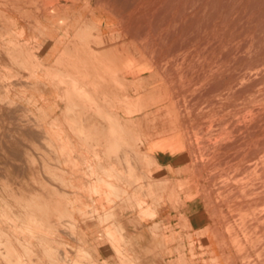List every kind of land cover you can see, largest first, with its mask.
<instances>
[{
    "label": "rangeland",
    "instance_id": "1",
    "mask_svg": "<svg viewBox=\"0 0 264 264\" xmlns=\"http://www.w3.org/2000/svg\"><path fill=\"white\" fill-rule=\"evenodd\" d=\"M46 10L57 18H46ZM32 28L38 30L35 35ZM81 38L84 45L77 43ZM83 51L86 59L79 54ZM125 56L129 62H122ZM263 91L264 0H0V264H43L40 250L49 264H97L83 248H75V257L66 250L57 257L52 224L59 235H76L81 228L91 230L90 222L100 229L113 219L111 226L121 232L117 216L132 204L122 191L90 193L86 187L89 203L82 207L81 192H70L75 187L67 168L74 165L67 160L68 148L58 145L67 131L57 129L61 123L91 149L76 168L89 182L90 176L104 175L103 169L119 172L122 180V171L136 170L146 177L134 172L141 180L134 183L145 178L159 203L173 204L186 188L189 197H199L204 228L190 233L187 242L193 251L194 235L205 236L207 243L192 257L207 255L204 264H264ZM48 108H59L61 115H50ZM120 112L144 117L148 134L139 123L120 121ZM122 123L135 126L134 137L120 131ZM91 131L106 132L121 148L126 143L118 153L134 157L127 161L130 168L136 160L135 170L123 165L127 161L121 155L113 164L109 157L117 152ZM151 136L159 138V146L170 144L172 158L179 159L173 174L180 181L173 187L168 176L158 177L156 192L149 171L156 161L146 145ZM127 148L129 154L123 151ZM106 157L114 167L104 164ZM131 173L125 177L129 182L119 181L127 190L135 186ZM14 228L17 239L8 235L7 241L5 231ZM117 243L121 246L114 251L122 264L124 238Z\"/></svg>",
    "mask_w": 264,
    "mask_h": 264
},
{
    "label": "crops",
    "instance_id": "2",
    "mask_svg": "<svg viewBox=\"0 0 264 264\" xmlns=\"http://www.w3.org/2000/svg\"><path fill=\"white\" fill-rule=\"evenodd\" d=\"M48 111L50 115H61L59 108H48ZM119 115L120 121L134 122L139 123L141 126L143 125L144 117L141 115L136 113L128 115L124 112H120ZM61 124L62 126L57 129L67 131L64 132V136H59L62 142L60 141L58 145L62 147V149L63 147L65 149L68 148V151L66 152H68V154L70 153V157L68 156L67 160L69 162H73L74 166L72 167V165L69 164L67 172L69 171V178L72 179L75 187L74 189H71L70 192H72V190H74V194H79L81 192L82 196L78 204H80L79 207H82L85 202L89 203L88 197L84 195L86 192L85 188L89 185V180L77 171L76 168H79L80 170L79 164L85 158L89 159L87 153L91 149H89V147L86 148L85 145L82 147L79 138L68 131L71 129L68 124ZM86 126L89 128L94 127L92 125ZM140 129L142 131L144 130L142 127ZM90 133L94 135V138H106V132L102 133L100 131H91ZM157 141H159V138H154L153 136L146 140V145L148 146L147 153L154 161H156V163L151 165L150 168L151 176L154 178V186L157 184L156 180L158 177L168 176L167 180L170 182L169 185L174 187L177 181H180V179L176 178V175L173 174L179 166V159L176 160L172 158L174 155V151L172 149L174 148H172L170 144H167L166 142V144L159 146L156 144ZM103 150L102 145L96 149L99 155L104 152ZM77 162L79 163L77 164ZM104 164H106V166L108 165L106 161H104ZM94 181V178H92L90 183ZM189 192L190 190L188 188L179 192L177 197L174 196L176 201L174 200L173 204L170 200L159 203L156 209L157 213L153 216V218H140L137 213L135 214L130 210H125L118 214L116 221L123 229L125 238L129 239V244H123L122 253H124V255L121 258V262L124 260L127 264H180L181 261L178 258L182 255L181 251L183 249V255L185 259H187V264H204L203 261L207 260V255H204V260L202 258L195 259L191 257L189 243L184 240L187 233L195 234V232L203 230L204 226L201 223H203L206 218L205 211L198 207L199 203H196V201L199 200V197H189L187 195ZM49 207V209H53L54 204L51 203V206ZM90 223L91 230L85 231L81 228V232L73 236L65 234L52 235L53 239L51 241L56 242L54 247H57L58 250L57 257L60 256L63 250H66L72 257H75L77 251L75 248H83L85 251L91 253V260L97 264H121L118 261L114 248L110 245L108 240L104 236H102L101 242L97 240V233L101 234V232L96 230L100 229L96 228L97 226L93 222ZM157 223L162 225L169 224L172 227L171 229H167L159 233L152 230L153 225ZM180 224H183L185 227L183 228ZM78 225L80 227L82 223L78 221ZM175 235H180L183 240L179 242V239ZM193 238L194 251L197 254H200V251L203 250L207 243L206 237L203 236L198 238L194 235ZM61 243L65 244L67 249H63ZM181 244H183V248H181ZM69 245L73 246L72 249H70ZM38 254L41 255L43 264H49L47 256L41 250ZM124 262L122 264H126Z\"/></svg>",
    "mask_w": 264,
    "mask_h": 264
},
{
    "label": "bare ground",
    "instance_id": "3",
    "mask_svg": "<svg viewBox=\"0 0 264 264\" xmlns=\"http://www.w3.org/2000/svg\"><path fill=\"white\" fill-rule=\"evenodd\" d=\"M49 1V0H48ZM118 1V0H117ZM164 1V0H163ZM205 1V0H204ZM120 2V1H119ZM192 2V1H191ZM93 3H95V2H93ZM101 3V2H100ZM163 3V2H162ZM179 4H181V3H179ZM13 5V4H12ZM101 5V4H100ZM186 5V4H185ZM197 5V4H196ZM186 8V7H185ZM19 9V8H18ZM15 10H17V9H15ZM14 10V11H15ZM54 9H52V11H53ZM47 11V10H46ZM51 11V10H50ZM113 11V10H112ZM17 12V11H16ZM38 12V11H37ZM43 12V11H42ZM48 12V11H47ZM154 12V11H153ZM19 13V12H18ZM41 15V14H40ZM152 15V14H151ZM42 16H44V15H42ZM41 16V17H42ZM86 16V15H85ZM20 17V16H19ZM36 17V15L34 16V18ZM40 17V18H41ZM52 17V13H50V12H48V15H46V18H48V19H50ZM37 18V17H36ZM55 18H57V17H55ZM55 18L54 19H52L53 21L55 20ZM120 18V17H119ZM122 18V17H121ZM50 19V20H51ZM82 19V18H81ZM23 20V19H22ZM33 20V19H32ZM44 20H46L45 18H44ZM80 20V19H79ZM175 20H176V16H175ZM34 21V20H33ZM81 21V20H80ZM37 22V21H36ZM50 22V21H49ZM38 23H39V19H38ZM42 23V22H41ZM40 23V24H41ZM37 24V23H36ZM35 24V25H36ZM49 24V23H48ZM81 24H83L82 22H81ZM31 25V24H30ZM35 25H33V27L35 26ZM42 25H44V24H42ZM50 25V24H49ZM52 25V24H51ZM86 25V24H85ZM12 27H13V25H12ZM31 27V26H30ZM36 27H40V25H36ZM42 27V26H41ZM40 27V28H41ZM112 27V26H111ZM4 28V27H3ZM33 29V28H32ZM39 29V28H38ZM9 31H10V29H8ZM7 30V31H8ZM34 30V29H33ZM37 30V29H36ZM42 30H43V27H42V29H41V31H38L39 33L40 32H42ZM7 31H5V32H7ZM35 31V30H34ZM34 31H30L31 33L32 32H34ZM37 31H35V33H32V35H35L36 34V32ZM12 34V33H11ZM81 34H82V32H81ZM79 35L80 37L83 35ZM17 35V34H16ZM39 35V34H38ZM99 35V34H98ZM129 36V35H128ZM32 37H34V36H32ZM66 38V37H65ZM68 38V37H67ZM88 39H89V37H88ZM76 40V39H75ZM81 40H82V38H81ZM64 41H65V39H64ZM76 41H78V40H76ZM83 41H84V39L82 40V42L79 40V42H77V43H82L83 44ZM85 42V41H84ZM97 42V41H96ZM147 42H149V40L147 41ZM36 43V42H35ZM87 43V42H86ZM66 44V43H65ZM88 44V43H87ZM75 45V44H74ZM84 45V44H83ZM83 45L81 46L82 48H83ZM86 45V44H85ZM73 46V45H72ZM76 46H77V44H76ZM76 46H73L72 48H74V49H76ZM79 46H80V44H79ZM79 46H78V51L77 52H79L80 50H79ZM86 46H88V45H86ZM65 48V47H64ZM88 48V47H87ZM148 48V47H147ZM92 49V48H91ZM66 50V49H65ZM86 50V49H85ZM99 50V49H98ZM87 51V50H86ZM83 51V54L82 53H79V54H81V58L82 59H86L89 55H88V53L87 52H89L90 53V51ZM75 52H76V50H75ZM81 52H82V50H81ZM94 52V51H93ZM93 52H91V54H93ZM90 54V55H91ZM78 56H80V55H78ZM95 56V55H94ZM93 56V57H94ZM99 56V55H98ZM86 57V58H85ZM96 57V56H95ZM95 57H94V59H95ZM80 58V59H81ZM89 59V58H88ZM92 59V58H91ZM112 59H116V58H112ZM123 60H122V62H124L125 60V62H129L128 60V57H124V58H122ZM118 64V63H117ZM114 67V66H113ZM116 69V68H115ZM126 72V71H125ZM115 73V72H114ZM117 73V72H116ZM259 74H260V72H259ZM251 83V82H250ZM259 92V91H258ZM261 92V91H260ZM264 92V91H263ZM130 93H127L126 95H125V97H130V95H129ZM143 96H145V95H143ZM261 97V96H260ZM147 98V97H146ZM137 99V98H136ZM139 99H141V97L139 98ZM150 99V98H149ZM148 99V100H149ZM152 99V98H151ZM128 100V99H127ZM122 101V100H121ZM124 101V100H123ZM129 101V100H128ZM128 101H126V102H128ZM136 101V100H135ZM151 102H153V100H151ZM130 103H132V102H130ZM149 104H150V101H149ZM236 104V103H235ZM238 104V103H237ZM126 105V104H125ZM132 105V104H131ZM124 106V105H123ZM122 106V108H125V107H123ZM6 107H7V105H6ZM130 105H128V107H127V109H130ZM252 107V106H251ZM250 107V108H251ZM263 107H264V105H263ZM134 108V107H133ZM243 108V107H242ZM246 109V108H245ZM245 109H243V110H245ZM124 110V109H123ZM236 110H238V109H236ZM254 110V109H253ZM264 111V108H262L261 109V111ZM121 111V110H120ZM241 111V110H240ZM256 111V110H255ZM257 111H259V110H257ZM254 112V111H253ZM260 112V111H259ZM236 113V112H235ZM239 113V112H238ZM241 114L243 113V112H240ZM239 113V114H240ZM252 113V112H251ZM250 113V114H251ZM255 113H257V112H255ZM261 113H263V112H261ZM261 113H259V115L261 114ZM237 114V113H236ZM251 115H254V113L253 114H251ZM250 115V116H251ZM256 115V114H255ZM258 115V114H257ZM241 116V115H240ZM258 117V116H257ZM241 118H244V116L243 117H241ZM237 119H240V118H237ZM255 119V118H254ZM145 121V120H144ZM149 122H147V120H146V122L145 123H148V124H150V121L151 120H148ZM234 121V120H233ZM237 121V120H236ZM240 121V120H239ZM152 122V121H151ZM163 123V122H162ZM161 123V124H162ZM121 124V123H120ZM123 124V123H122ZM232 124H233V126H234V123L232 122ZM231 124V125H232ZM144 125H146V126H144ZM239 125V124H238ZM260 125V124H259ZM258 125V126H259ZM119 126V125H118ZM131 126V125H130ZM143 127H144V129H146L145 127H147L148 125L147 124H144V122H143V125H142ZM151 126V128L153 127L152 125H150ZM241 126H243L242 125V123H241ZM262 126V125H261ZM261 126H259V127H261ZM133 127L134 128H129L128 126H125L124 124L123 125H120V127H119V129H120V131H123V132H127V133H129V137H134L132 134L134 133V129L136 130V128H135V126L133 125ZM149 127V126H148ZM162 127V126H161ZM235 127V126H234ZM239 127V126H238ZM255 127V126H254ZM150 128V127H149ZM244 128V127H243ZM257 129V128H256ZM148 129H146V131H147ZM152 130V129H151ZM161 130V129H160ZM160 130H158V131H160ZM162 130H164L163 128H162ZM115 131L116 130H112V131H110V135L111 136H113L114 134H115ZM148 131H150V130H148ZM148 131H147V134H148ZM153 131H154V128H153ZM157 132V131H156ZM164 132V131H163ZM254 132V131H253ZM138 133V132H137ZM131 134V135H130ZM135 134V133H134ZM158 134H161V133H158ZM158 134L156 133L155 135H157L158 136ZM109 134L107 135V139H105L106 140V146H107V142H109V146H107V148L108 149H110V151L112 152L113 151V153H116V155H114V158H116V159H111L112 157H113V155L111 154V153H109L110 155H112V157H109L110 158V160H112V162L113 161H116V163L114 162L113 164H117V161L119 162V160H121L122 158V160L121 161H124L125 159H126V157H123V155H124V153L121 155V153L119 154L118 153V149H122L123 147L125 148V146H127L126 145V143H125V146H123L122 148L121 147H119L118 145L116 146L114 143H113V141L112 140H110V138L111 137H109L110 136ZM137 136H139V135H137ZM175 136V135H174ZM262 136V135H261ZM109 137V138H108ZM253 137V136H252ZM251 137V138H252ZM115 138H117V137H115ZM142 138V137H141ZM258 138V137H257ZM262 138V137H261ZM264 138V137H263ZM254 139H256V138H254ZM252 140V139H251ZM258 140H260V139H258ZM257 140V141H258ZM256 141V140H255ZM264 141V140H263ZM132 142V141H131ZM134 142H136V138H134ZM142 142V141H141ZM250 142V141H249ZM252 142H254V141H252ZM133 143V142H132ZM260 143V142H259ZM252 143H250V145H251ZM133 145L134 146H136V145H138V144H136V143H133ZM143 145H145V144H143ZM142 145V146H143ZM259 145V144H258ZM264 145V144H263ZM134 146H132V148H130V149H134L133 147ZM260 146V145H259ZM131 147V146H130ZM139 147V146H138ZM143 149V148H142ZM128 151V154H129V149L127 148V149H125V150H123L124 152L125 151ZM135 150H137V148L135 147ZM139 150H141V149H139ZM257 150H259V149H257ZM122 151V150H121ZM120 152V151H119ZM137 152H138V150H137ZM146 151L144 150V153H145ZM131 154V153H130ZM141 154V153H140ZM256 154V153H255ZM118 155V157L121 155L122 156V158H121V156H120V159L118 158V157H116ZM126 155H127V152H126ZM125 155V156H126ZM257 155V154H256ZM128 156V155H127ZM129 156H131V155H129ZM140 156H142V157H144V155H140ZM130 158V159H129ZM131 158H134V157H127V159H129V161L131 160ZM145 158H146V156H145ZM258 158V157H257ZM106 159H107V157H106ZM127 159L125 160V161H127ZM142 159H144V158H142ZM147 159V158H146ZM255 159V158H254ZM105 161V160H104ZM129 161H127V162H125V164H123V165H125V167H126V163H128V165H127V167L126 168H128L129 169V171H131L132 170V172H133V167H134V162H136V160L133 162V163H131V164H134V165H132L131 166V164H130V168H132V169H130L129 168ZM146 161V160H145ZM144 161V162H145ZM150 160H148V162H149ZM152 161V160H151ZM150 161V162H151ZM106 162H107V164L108 165H110V166H108V168H110L111 166H113L111 163L112 162H109V160L107 159L106 160ZM109 162V163H108ZM132 162V161H131ZM147 162V161H146ZM154 162V161H153ZM153 162H151L152 164H153ZM123 163V162H122ZM138 163V162H137ZM101 164V163H100ZM102 165H103V162H102ZM136 165H138V164H136ZM104 166V165H103ZM149 167H150V165H148ZM114 167V166H113ZM138 167L140 168V166H137L136 168L138 169ZM260 168V167H259ZM135 170V169H134ZM259 170V169H258ZM103 171H104V175H102L101 177L100 176H98V175H96L95 177H91L90 176V179L91 178H94V182H88L89 183V185L88 186H86L87 187V191L89 192V190H90V193H94V192H99V190H101V189H108V190H110V191H112V192H118V191H122L123 192V195H125V197L127 196L128 198H129V200H131L132 201V204H129V206L131 205V208L129 209L130 211H132V212H135V213H137L139 216H140V213L141 214H143V213H145V214H147V213H149V214H151V215H156V213H157V205L159 204V202H160V200L158 199V198H156V197H158V195L157 196H155V195H153V193H150L149 192V184L147 185L146 183L147 182H145V184L143 183L144 181H146L145 180V178H143L142 179V183L140 184V183H134L135 181H136V179L138 180V178H139V180H140V177H146V176H144V173H140L141 171H139V173L138 172H136V170L134 171V172H136L137 174H138V176L139 175H142V176H140V177H138L137 176V174L135 175V174H133V173H131V172H129V173H127L126 171H128L127 169H126V171H122L124 174H122L123 175V177L125 176L126 178H127V174H129L130 175V173L131 174H133V176H132V179H133V183H134V187H133V183L131 184V182L130 183H128L127 184V186H129V184H131L132 186H130V188L132 189H129V190H131V191H129V190H127V188L125 187V186H123V185H121L120 183L121 182H119L120 180L121 181H128L127 179H130L131 177V175L129 176L128 175V177L129 178H125L124 177V179L125 180H122V179H120L121 178V176H117L118 174H119V172L116 174L115 173V175H112L111 173H109V171H107V170H104L103 169ZM119 171H121V170H119ZM150 171V170H149ZM125 172L127 173V174H125ZM143 172H147V171H143ZM121 173V172H120ZM150 172H148V174H149ZM262 174H264L263 172H262ZM121 175V174H120ZM136 176V178L134 179V177ZM110 176V177H109ZM150 176V175H149ZM138 177V178H137ZM262 177V176H261ZM131 179V180H132ZM254 180V179H253ZM141 181V180H140ZM150 181V180H149ZM154 180L152 179V181H150L151 183L153 182ZM129 182V181H128ZM137 182V181H136ZM126 184V183H125ZM167 184V183H166ZM152 185V184H151ZM150 185V186H151ZM152 187H154V185H152ZM156 187V186H155ZM154 187V190L156 189ZM158 187V186H157ZM141 188H144V190L143 191H140V189ZM153 190V189H152ZM155 192H156V190H155ZM154 192V193H155ZM261 193H263V192H261ZM86 195H88V196H90L88 193L86 194ZM97 195V194H96ZM126 197V198H127ZM91 198H93V196H91ZM127 200V199H126ZM129 200H127L128 202H129ZM121 201V200H120ZM122 201H124L123 199H122ZM130 201V202H131ZM118 202V201H117ZM116 203V202H115ZM125 202H123L122 204H124ZM118 204V203H117ZM116 205V204H115ZM125 205V204H124ZM106 212V211H105ZM112 212V211H111ZM111 212H109L110 214H111ZM107 214V215H109L110 216V214ZM104 215V214H103ZM153 215V216H154ZM145 216V215H144ZM105 217V216H104ZM112 218V217H111ZM149 218H153V217H149ZM1 219H4L3 218V216H1L0 215V220ZM95 220H97V219H95ZM100 220H102L103 221V219H100ZM108 221H110V220H108ZM107 221V222H108ZM112 221H113V219H112ZM112 221L111 222H108V223H111V225H113V224H115V223H113L112 224ZM171 223V222H170ZM85 224H86V222H85ZM90 224V223H89ZM100 224V223H99ZM59 225V224H58ZM83 225H84V223H83ZM111 225H107V223L105 224V222H104V224L102 225V227L100 228V232H101V234L100 233H97V240L99 241V242H101L102 241V236H104L106 239L108 238L109 240H110V245H112V247L114 248V249H116V248H119V246H121V245H117L118 243H117V239H119V237L121 236L122 238H124L125 239V242L124 243H122V245L124 244H129V239H126L125 238V235H124V232L122 231L123 229L121 228V226H120V230H121V232H118L120 235H119V237H118V235L116 236V233H117V230H118V228L116 227V226H111ZM156 226H157V224H155ZM49 226H51V228H52V234H58L59 232H58V230H56L55 229V227L53 226V224L52 225H49ZM53 226V227H52ZM57 226V225H56ZM89 226H91V224L89 225ZM156 226H154L153 225V229L152 230H155V231H157V232H162V231H164V230H167V229H171V225H167V227H165V228H160V227H156ZM9 228H11L10 227V225L8 226ZM60 227V226H59ZM59 227H56V228H59ZM83 227V226H82ZM60 228H62V229H64V227H60ZM86 228V227H85ZM213 228H214V226H213ZM15 229L16 228H14V229H12V231H14V234H12L11 232V229L9 230V232L7 231H5V233H7L6 234V240L7 241H9V239H10V237H8V235L10 236V235H13L15 238H16V236H15V233H16V231H15ZM84 229V228H83ZM66 232H67V230L66 229H64ZM60 231V230H59ZM119 231V230H118ZM61 232H62V230H61ZM71 232H73V231H71ZM70 232V230H69V233H71ZM78 232H80V231H78ZM63 233V232H62ZM68 233V232H67ZM67 233L65 234V232H64V234L65 235H67ZM117 233V234H118ZM75 234V233H74ZM190 235V233H187L186 235H185V237H184V240H186L187 241V236H189ZM68 236H69V234H68ZM70 236H71V234H70ZM73 236V235H72ZM178 239H183L180 235H175ZM193 236V235H192ZM9 238V239H8ZM208 238V237H207ZM17 239V238H16ZM189 239V238H188ZM209 239V238H208ZM119 241V240H118ZM182 241V240H181ZM0 242H3L4 243V241L1 239L0 240ZM187 243H189V246H190V241L189 242H187ZM192 243V242H191ZM120 244V243H119ZM1 245V244H0ZM9 245H10V243H9ZM178 245H180V244H178ZM183 244H181V248H183V246H182ZM163 246V245H162ZM206 246V245H205ZM179 247V246H178ZM208 247V246H207ZM176 249V248H175ZM179 250H180V248H179ZM190 255H193L194 253V251H193V248H192V246H190ZM8 251H9V249H8ZM123 251V246L121 247V252ZM177 251V250H176ZM205 251V250H204ZM182 255L178 258L180 261H181V263L180 264H187V259H185V257H184V253H183V249H182ZM2 254V253H1ZM3 254H4V251H3ZM192 257V256H191ZM194 258V257H193ZM198 258V257H197ZM119 260H120V258H119ZM122 262H124V260L122 261ZM124 263H126V262H124ZM127 264V263H126Z\"/></svg>",
    "mask_w": 264,
    "mask_h": 264
}]
</instances>
